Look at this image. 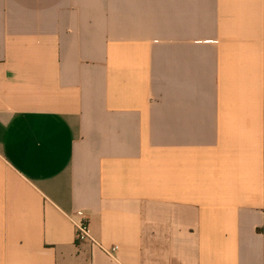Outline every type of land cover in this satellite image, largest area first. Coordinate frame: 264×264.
Returning <instances> with one entry per match:
<instances>
[{
    "label": "crops",
    "instance_id": "1",
    "mask_svg": "<svg viewBox=\"0 0 264 264\" xmlns=\"http://www.w3.org/2000/svg\"><path fill=\"white\" fill-rule=\"evenodd\" d=\"M0 264H264V0H0Z\"/></svg>",
    "mask_w": 264,
    "mask_h": 264
},
{
    "label": "built area",
    "instance_id": "2",
    "mask_svg": "<svg viewBox=\"0 0 264 264\" xmlns=\"http://www.w3.org/2000/svg\"><path fill=\"white\" fill-rule=\"evenodd\" d=\"M71 220L74 224L75 231H76V241L83 242L86 240H90L94 242L90 234V231H89L88 219L85 217V215L79 214L78 219L71 218ZM116 249H117V246H113L111 248H105L104 250L107 253L112 254L114 251H116Z\"/></svg>",
    "mask_w": 264,
    "mask_h": 264
}]
</instances>
